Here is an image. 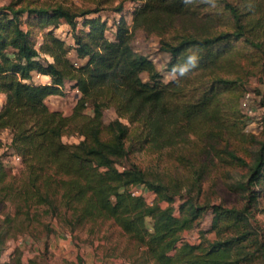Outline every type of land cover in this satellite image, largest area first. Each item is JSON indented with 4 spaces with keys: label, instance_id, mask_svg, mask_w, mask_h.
I'll list each match as a JSON object with an SVG mask.
<instances>
[{
    "label": "trees",
    "instance_id": "16d2710c",
    "mask_svg": "<svg viewBox=\"0 0 264 264\" xmlns=\"http://www.w3.org/2000/svg\"><path fill=\"white\" fill-rule=\"evenodd\" d=\"M142 1L134 10L133 26L124 14L115 20L114 39L107 36L108 20L99 13L110 0H94V6L64 0L0 5V93L6 94L0 104V134L10 132L9 147L23 163L19 173H11L0 161V201L16 208L0 219V255L8 231L3 221L21 218L14 227L24 232L21 221L52 214L72 229L86 221L111 220L136 243L138 253L130 264H247L260 254L264 259L263 243L247 250L255 243L251 230L215 240L188 239L185 231L206 207L186 196L176 206V194L167 185L124 161L131 150L163 134L173 135L179 128L180 133L195 131L201 114L216 120L222 131L237 133L243 114L232 92L241 87L242 76L231 74L242 72L244 57L264 60V0ZM123 8V3L114 7L117 12ZM178 18L198 23L194 28L182 21L174 25ZM63 22L70 27L80 65L55 32ZM139 25L160 36L173 79L166 81L151 56L136 49L133 35ZM35 73L48 74L50 80L38 82ZM69 83L81 92L72 113L51 109L47 98L64 94ZM109 107L117 117L106 123ZM262 123L264 133V112ZM68 133L80 140L65 141ZM229 154L244 162L233 151ZM262 180L264 136L250 185ZM139 185L157 193L153 203L133 193ZM251 191V200L257 198ZM212 208V226L219 231L222 222L237 225L249 219L246 208Z\"/></svg>",
    "mask_w": 264,
    "mask_h": 264
},
{
    "label": "rangeland",
    "instance_id": "374dc122",
    "mask_svg": "<svg viewBox=\"0 0 264 264\" xmlns=\"http://www.w3.org/2000/svg\"><path fill=\"white\" fill-rule=\"evenodd\" d=\"M10 1L0 0V5ZM42 1L37 0L38 3ZM64 1L79 6L95 5L94 0ZM119 3H123L124 8L117 12L114 7ZM142 4V0H110L99 12L108 20L107 36L111 39L115 38L114 23L121 14H124L128 23L133 26L134 10ZM181 21L180 18L176 19L174 25H181ZM182 22L191 28L198 23L188 18ZM223 26L225 25H220ZM55 32L67 42L69 57L80 65L83 60L77 56L74 49L69 25L63 22ZM159 40L160 36L156 32H149L144 26L139 25L134 29L133 43L136 49L149 54L163 73L164 79L169 81L176 75L167 69L170 55L161 48ZM240 61L242 72L231 74V77L242 76L241 87L232 92V96L239 100L243 114L241 117L243 122L237 133L222 131L216 120L201 114L195 118V131L180 133L182 130L179 128L173 135L163 134L157 141L131 150L124 161L127 164H137L151 179L167 185L169 191L176 194V206H179L183 201L181 198L186 196L206 207L197 224L185 231L188 239L198 242L206 236L210 240H215L251 230L254 232L255 243H250L247 250L254 251L260 243L264 244V180L250 185L259 141L264 136L262 123L264 60L258 62L251 56L244 57ZM41 77L35 73L38 82L42 81ZM142 77L145 80L149 79V73L142 72ZM65 91L64 94L50 95L47 103L51 109L70 114L81 92L70 83ZM87 111L92 113V104L89 103ZM116 117L117 112L113 107L105 110L106 123ZM64 140L77 142L80 137L68 133L64 135ZM10 142V132L3 131L0 134V161L9 172L19 173L23 163L13 157L14 152L9 147ZM229 151L242 157L244 162L232 159ZM251 189L258 193L257 198L252 200ZM144 195L149 203H153L157 197V193L149 189L144 190ZM162 204L165 206L168 203L164 201ZM215 204L243 210L246 208L249 219L237 225L227 221L222 222L220 224L222 230L219 231L212 226L214 215L212 206ZM15 211V204L11 201H0L1 221L5 219L7 213L13 215ZM17 221L1 223L8 231L4 237L0 264H109L113 258L118 259L123 256L130 264L131 256L135 257L138 253L135 241L124 234L111 220L86 221L72 229L61 220L60 216L44 214L39 219L21 221L20 223L26 226L24 232H16L14 226ZM148 222L151 225L152 218L149 217ZM263 260L260 254L247 264H262Z\"/></svg>",
    "mask_w": 264,
    "mask_h": 264
},
{
    "label": "crops",
    "instance_id": "0c3cea01",
    "mask_svg": "<svg viewBox=\"0 0 264 264\" xmlns=\"http://www.w3.org/2000/svg\"><path fill=\"white\" fill-rule=\"evenodd\" d=\"M40 74V73H37ZM41 78H42V82H46L50 80V75L48 74H42L41 73ZM6 99V94L5 93H0V104H3L4 101ZM109 264H129V262L127 261L126 257H119L118 259L113 258V261H111Z\"/></svg>",
    "mask_w": 264,
    "mask_h": 264
},
{
    "label": "built area",
    "instance_id": "2783aa9c",
    "mask_svg": "<svg viewBox=\"0 0 264 264\" xmlns=\"http://www.w3.org/2000/svg\"><path fill=\"white\" fill-rule=\"evenodd\" d=\"M74 63H75V64H78V63H76V62H74ZM38 75H41V73L38 74ZM77 90L79 91L78 88H77ZM247 96H249V94H248ZM250 111H252V108H250ZM13 157H14L16 160H18V161H22V157H21V155L18 154V153H14ZM144 190H148V189L145 187V185H139V186H134V187H133V193H134V194H144Z\"/></svg>",
    "mask_w": 264,
    "mask_h": 264
},
{
    "label": "clouds",
    "instance_id": "9594fccd",
    "mask_svg": "<svg viewBox=\"0 0 264 264\" xmlns=\"http://www.w3.org/2000/svg\"><path fill=\"white\" fill-rule=\"evenodd\" d=\"M196 57H190V60H195ZM183 71H186V69H184Z\"/></svg>",
    "mask_w": 264,
    "mask_h": 264
}]
</instances>
